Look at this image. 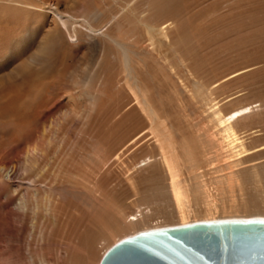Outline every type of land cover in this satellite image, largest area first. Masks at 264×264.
<instances>
[{
	"label": "rangeland",
	"instance_id": "rangeland-1",
	"mask_svg": "<svg viewBox=\"0 0 264 264\" xmlns=\"http://www.w3.org/2000/svg\"><path fill=\"white\" fill-rule=\"evenodd\" d=\"M250 220L264 0H0V264H100L140 233Z\"/></svg>",
	"mask_w": 264,
	"mask_h": 264
},
{
	"label": "water",
	"instance_id": "water-1",
	"mask_svg": "<svg viewBox=\"0 0 264 264\" xmlns=\"http://www.w3.org/2000/svg\"><path fill=\"white\" fill-rule=\"evenodd\" d=\"M100 264H264V220L152 230L123 240Z\"/></svg>",
	"mask_w": 264,
	"mask_h": 264
},
{
	"label": "bare ground",
	"instance_id": "bare-ground-1",
	"mask_svg": "<svg viewBox=\"0 0 264 264\" xmlns=\"http://www.w3.org/2000/svg\"><path fill=\"white\" fill-rule=\"evenodd\" d=\"M56 12H57V11H56ZM57 15L59 16V18H61L63 24L66 25V24H65L66 22L63 21V20H64V16H62V15L59 14L58 12H57ZM250 111H251V108H245V109L238 110V111H236V112L230 114V116H228L223 122H224V123H227L228 125H229V124H232V123H234L235 121H237L239 118H241V117L247 115L248 113H250ZM135 220H136V219H135ZM135 220H133V221H135ZM136 221H137V220H136Z\"/></svg>",
	"mask_w": 264,
	"mask_h": 264
}]
</instances>
